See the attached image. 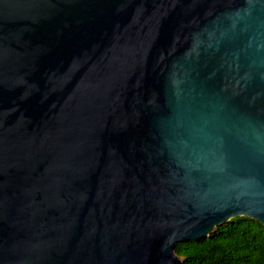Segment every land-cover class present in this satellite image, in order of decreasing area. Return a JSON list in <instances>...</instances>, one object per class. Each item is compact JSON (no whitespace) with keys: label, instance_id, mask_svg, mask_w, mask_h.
<instances>
[{"label":"water","instance_id":"obj_1","mask_svg":"<svg viewBox=\"0 0 264 264\" xmlns=\"http://www.w3.org/2000/svg\"><path fill=\"white\" fill-rule=\"evenodd\" d=\"M264 227V0H0V264H180Z\"/></svg>","mask_w":264,"mask_h":264},{"label":"trees","instance_id":"obj_2","mask_svg":"<svg viewBox=\"0 0 264 264\" xmlns=\"http://www.w3.org/2000/svg\"><path fill=\"white\" fill-rule=\"evenodd\" d=\"M180 264H264V227L234 218L207 237L175 245Z\"/></svg>","mask_w":264,"mask_h":264}]
</instances>
